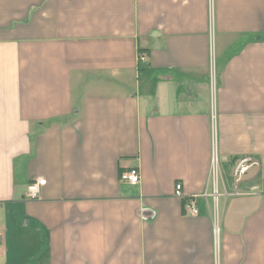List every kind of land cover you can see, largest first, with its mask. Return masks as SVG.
Here are the masks:
<instances>
[{"label":"crops","instance_id":"crops-1","mask_svg":"<svg viewBox=\"0 0 264 264\" xmlns=\"http://www.w3.org/2000/svg\"><path fill=\"white\" fill-rule=\"evenodd\" d=\"M0 264H264V0H0Z\"/></svg>","mask_w":264,"mask_h":264},{"label":"built area","instance_id":"built-area-1","mask_svg":"<svg viewBox=\"0 0 264 264\" xmlns=\"http://www.w3.org/2000/svg\"><path fill=\"white\" fill-rule=\"evenodd\" d=\"M139 59L143 60L144 55L140 54ZM210 83V93H211V101H212V109L214 107L215 101V77L213 71L210 73L209 78ZM214 117V115H213ZM258 165V160L255 157L246 155L237 157L234 160L232 166V178L234 181V188L232 192H228L225 189L220 190V169H219V162L218 157L215 153L214 148L211 152L210 158V166H209V183H210V190L201 193L200 196L203 197H211L213 202V235H214V251L217 250V235H218V220H219V208L218 203L220 198H225L229 195H236L238 194V183L243 177V175L249 170L250 167ZM120 178L122 180L127 181L131 185H136L140 181V173L138 168L131 167L121 172ZM44 178L35 179L31 181L27 186V197L30 199H38L39 192L41 185L45 184ZM174 195L184 199V208L187 209L191 214H197L198 209L196 206V196L197 195H185L182 192L181 183L175 184Z\"/></svg>","mask_w":264,"mask_h":264}]
</instances>
